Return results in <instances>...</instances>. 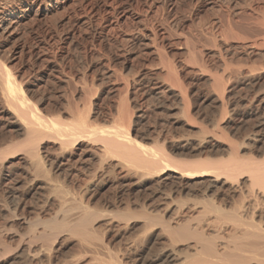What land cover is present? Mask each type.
<instances>
[{"label": "rangeland", "instance_id": "1", "mask_svg": "<svg viewBox=\"0 0 264 264\" xmlns=\"http://www.w3.org/2000/svg\"><path fill=\"white\" fill-rule=\"evenodd\" d=\"M25 2L18 1V8ZM30 4L16 19L13 35L0 30V61L43 114L71 119L79 111L77 117L102 126L122 121L136 141L163 145L180 159L224 160L232 146L241 155H264V129L256 126L264 115V0ZM5 115L0 114L1 142L18 139ZM256 131L263 133L262 143L253 140ZM100 144L75 140L56 167L57 144L42 141L44 162L36 169L46 173H35L23 150L5 154L1 160L13 169L8 181L0 180V264H168L162 250L193 253L195 233L213 241L231 238L230 231L215 234L208 226L237 224L231 207L242 195L234 194L231 205L223 178L213 182L210 175L190 178L172 171L139 176L116 166L118 157L100 159ZM51 184L61 185L54 188L59 195ZM58 198H67V218L79 207L91 210L90 235L83 239L95 244L58 231L44 243L33 239L35 258L19 254L27 231L52 217ZM214 204H225L226 214L216 213ZM166 225L189 233L173 236Z\"/></svg>", "mask_w": 264, "mask_h": 264}, {"label": "bare ground", "instance_id": "2", "mask_svg": "<svg viewBox=\"0 0 264 264\" xmlns=\"http://www.w3.org/2000/svg\"><path fill=\"white\" fill-rule=\"evenodd\" d=\"M18 1L20 0H0V30L2 32H6V34L8 33V35H13L15 33L16 29L14 30L15 28L14 23H16V19H19L20 17L23 18L24 13L22 12H25L29 9L31 5L30 3H35L38 0H23L26 2L20 8H18V4H17ZM262 97L263 98L260 99V102L264 103V96ZM78 113L79 111L78 112L76 111L77 115L74 114V116L76 115V117L73 118L71 117V119L67 118L68 120L63 119L58 114L57 116L52 114L51 115L43 114L36 107V105H34L28 100L24 91L19 86L14 76L11 74L9 68H7L6 65H4L0 61V114L2 115L6 114L4 117L9 123V125L13 128V131L15 130L18 138L16 139L15 138L16 135H15L13 140L12 138H10L11 139L10 140L9 137H7L8 139L7 138L6 139L8 141H6L5 137H3L5 140L4 141L2 140L1 142L0 139L1 142L0 160L2 158L4 159L5 154H8L13 150L16 149L17 151L19 149L21 151L23 150V154L26 156L25 158H27L29 163L31 164L30 168L33 167L34 172L37 173L35 169L40 168L41 165H43L42 163L44 162L42 161V158L39 155V151H38V146L42 141L47 140L57 144L56 151L58 152L55 153L54 155L55 161L54 163L53 162L52 163L56 167H58L61 166L62 163L61 161L65 160L68 147L71 146L70 144L80 138V140L90 139L91 142L92 140L98 142L100 141L101 144L99 145L100 146L99 151L97 152L95 150L96 153L100 154L98 155V157L100 156V159H102L103 156L107 157L106 154L109 155L111 154L115 158L116 157L121 158L122 160L116 158L117 159L115 160L116 166L118 165L119 167H121V169H123L124 167L128 172L137 173L139 176L140 175L149 176V175L164 173L165 171H172L174 172V174L178 173L181 177L186 176L190 178H197L202 175H210L212 177L213 182L219 180L220 178H223L221 179V182L222 183L225 182L227 184L229 183L228 191L229 194H231L230 196H228L231 198H229L228 200L226 199L227 201H229L230 199L234 201L232 199V196H234V194L237 193H239V195L242 196L244 194L246 196V199L245 200L244 198L241 199L242 196H240L241 198H239L240 199L239 203L237 204L235 202L236 204L233 205H232L233 202L230 200L229 203L232 202L231 203L232 207L228 203V205L231 207L234 213L231 214L233 216L234 215L236 216L235 224L236 222L237 224L235 226L233 225V227H228L227 225H218V224L217 225L208 224V226L210 227L212 232L213 231L215 232V234H218L222 230L230 231V233L232 234H228V235L231 236L230 238L231 240L229 239L230 240L229 241L227 239V241H224L219 239V241H215V240L213 241L211 239L209 240L208 237L200 233H195L193 235L195 236L197 242H196V249L195 251H193V253H189V254L184 253L185 255L184 254L181 255L180 252L177 253L178 250L175 251L176 249L175 250L164 249L162 250V254L166 257V260L169 262L168 264L170 263L171 264H264V155L260 156L261 158L247 156V154L246 156L245 154L241 155L239 154L240 152H238L239 149H235L234 146H232V151H231L232 153H230L228 155L229 157L225 158L224 160L223 159L186 160L182 158L180 159L171 156L163 148V145L160 146L155 142L150 144L149 143L143 144L139 141H136V139L132 138L131 135L129 134L128 132L129 128L128 129L126 128L127 125L125 124V122L123 123V126H121L122 121L119 122L121 125H117L116 122H115L116 125L113 123L110 126L109 125L102 126L100 124L94 125V124H90L88 119L85 117L82 118L77 117L81 115L80 113L78 115ZM256 126L260 128L262 132V129H264V115L260 117ZM262 134L258 132L256 134H253V136H255L254 137L255 139L253 138V140L255 142L257 140L262 143L261 141ZM262 144L260 145L264 146V144L263 145ZM78 156H81V154L79 155L78 153ZM4 161L6 160L0 161V180L8 181V179L10 178V170L13 168H11L12 166L10 167V165L9 166L6 165ZM65 162L66 161H64V163ZM55 166L54 168L56 169ZM43 169H44L43 172L46 173L45 168ZM43 169L41 170L36 169V170L41 172ZM32 176H33L32 179L34 180L35 178H37V175L32 174ZM55 185L61 186L57 184ZM55 185H52L54 186L53 190L56 187ZM8 186L10 187V185ZM12 187L13 185L11 186V188ZM58 191L59 193H61L60 194L61 196L62 192L59 188ZM53 192L58 194L57 190H54ZM66 193L67 192H65V194ZM226 193L228 192L226 191ZM61 198L58 199L61 200ZM233 198L236 199V195ZM65 199L67 198H63L59 202L57 201L59 207L55 212L53 211L54 212L53 215L51 213L52 217H50L47 220L34 222L32 226L35 225L36 227L34 226L35 228L33 229V231L29 225L32 222L30 223L29 221L25 220L26 222L24 223L26 225H29L30 227V230L28 229L30 232L27 231L30 234L24 239L26 243L19 248L18 251L19 254L26 253L30 257L35 258L36 257L35 254L37 252H35V250H32V242H34L33 239H35L37 242L39 240H41L42 242L43 241L46 242V240L51 239L53 235H57L58 231H65L66 233L69 232L68 234L75 233L76 235H78L79 239L81 238L84 244L87 243L85 242V240L90 235L88 224H90L89 222L91 220L92 212L87 206H83V207H79L78 210L76 211L74 210L73 214L72 213H71L72 215L69 214L67 218V214L69 212L63 209V205H62L66 203ZM220 203H222L221 199H220ZM214 205H210V206L214 209L216 213L221 215L222 213L223 215L226 214V212L224 211L227 208L224 205L223 206L225 209L223 208V206H216V205L214 206ZM1 210H3V207L1 208L0 206V211ZM235 216L232 218H235ZM152 217H149L150 221L154 220V217L153 219ZM177 227L166 225L164 229L168 232V234H171L173 236L175 235L179 238L189 233V231L183 228V226L180 227L179 225H177ZM79 234L83 235V237ZM213 236L216 237L217 235H213ZM84 237H86V239H83ZM215 237H211V238L214 239ZM76 240H78V238ZM83 242L82 244L81 243L80 244L83 245ZM92 244L95 243H91V245L87 243V245L90 247L92 246ZM41 246L43 245L39 243V247H38L39 252L42 249ZM46 249L48 251V248ZM89 249L91 250V248ZM85 251H87V249H85ZM80 256L81 257L80 259L78 257V260H81V258H83L82 255ZM78 260L75 259V261Z\"/></svg>", "mask_w": 264, "mask_h": 264}]
</instances>
